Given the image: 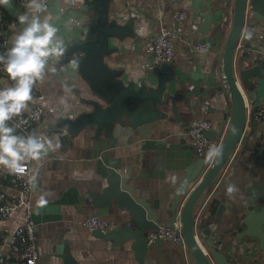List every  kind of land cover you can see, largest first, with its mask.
Masks as SVG:
<instances>
[{
    "label": "crops",
    "instance_id": "0c3cea01",
    "mask_svg": "<svg viewBox=\"0 0 264 264\" xmlns=\"http://www.w3.org/2000/svg\"><path fill=\"white\" fill-rule=\"evenodd\" d=\"M81 1L52 0L47 7L64 47L72 40L86 36L89 16L80 10ZM211 6L212 30L204 36L199 32L208 12L204 0L112 1L110 13L119 17L120 23L134 18L136 37L112 39L110 44L117 51L107 58L111 67L124 71L126 82L133 81L139 86L146 81L153 85L157 77L148 69L146 43L149 37L162 29L183 28V35L173 42L176 59L170 65L173 73L167 78L171 99L170 104L163 107L168 117L152 127L146 137L120 125L115 128L112 141L104 136L94 139L92 128H86L75 138L62 134L54 121L90 110L81 99L92 97V93L77 67L59 64L62 57L50 60V66L56 71L47 72L44 80L35 85L36 93L31 102L45 110L42 121L32 133L48 137L54 145L42 154L39 161L31 162L30 179L34 183L32 217L36 223L38 264H140L132 241L115 245L83 224L84 219L93 214L115 222L118 228L128 220V210L119 208L116 200L110 207L98 208L91 197V193H99L107 185L109 175L120 174L128 178L136 195L144 198L158 213L163 226L170 225L172 214L169 209L176 187L186 169L197 159L186 134L187 125L194 117L200 116L201 100L204 97L210 99V110L213 109L208 113L213 125L211 132L218 133L221 126L224 129L220 136L211 139L217 148L231 113L230 105L208 88L202 76L193 77L194 73H212L214 63L220 66L225 40H220L209 54L191 51V42L213 35L220 27L227 34L233 21L235 0H212ZM0 11L13 20L7 31H0V36L10 41L13 35L10 26L15 25V30H20L22 26L17 16L25 9L16 0H11L8 5H0ZM240 54L256 58L257 62L264 61V19H254L251 13L246 17L237 48V57ZM0 171H3L1 180L11 183L0 185L2 204L16 198L18 187L11 180V172L3 167ZM255 181L264 184V122L246 126L221 178L204 195L196 210L198 226L205 229L207 236H217L218 248L228 255L230 264H264V251L259 247L258 239L238 236L245 229L242 219L255 206L248 202V189ZM230 184L236 188L231 195L227 193ZM191 189L193 186L186 191L180 207ZM258 203L264 204V199ZM22 223L23 211L20 209L13 211L8 218H0V231L5 234L0 257L13 256L18 264H24L26 244L20 232ZM198 239L202 243L200 237ZM150 250L143 264L191 263L186 247L174 240L152 243Z\"/></svg>",
    "mask_w": 264,
    "mask_h": 264
},
{
    "label": "water",
    "instance_id": "95a60500",
    "mask_svg": "<svg viewBox=\"0 0 264 264\" xmlns=\"http://www.w3.org/2000/svg\"><path fill=\"white\" fill-rule=\"evenodd\" d=\"M112 1H81L80 10L89 16L86 22L88 27L86 36L83 39L72 40L61 56L59 64H72L77 67L79 75L89 85L92 93V97L81 99L90 110L83 111L75 117H59L54 121L56 127L62 130V134L71 138L77 137L86 128H92L94 139L104 136L112 141L114 130L119 125L139 131L146 137L152 127L159 125L168 117L163 107L168 106L171 99L167 85V78L173 73L170 66L166 71L161 68L153 70L157 77L153 85L142 81L137 86L135 82H126L123 79L122 69L113 68L107 62V58L117 51V48L110 44L112 39L136 37L134 18L120 23L119 17H113L110 13ZM204 1L208 12L203 17L199 32L205 36L212 30L213 9L212 0ZM250 13L254 19H264V0H235L233 21L227 34L222 27L217 28L214 25L213 28H217L215 33L201 39L211 46L225 40L220 66L214 63L212 73H194L193 77L202 76L207 81L208 88L216 91V96L230 105L231 113L218 147L220 155H215L208 165V159L195 151L197 159L186 169L178 183L169 209L172 214L171 223L165 227H173L176 216L180 214L190 264H230L228 255L218 248L217 236H207L205 229L198 226L196 210L203 202L204 195L218 183L237 150L246 129L248 106L256 108L264 102V61L257 62L256 58L243 54L237 57L246 17ZM223 130L221 126L218 133L209 131L206 135L214 139L215 136H220ZM106 183L101 192L91 193L96 207H110L116 200L119 208L128 210L129 218L123 227L108 233L100 230L94 232L115 245L132 241L136 257L140 264H143L151 252L148 232L164 224L150 204L136 195L135 188L128 184V178L120 174L109 175L106 177ZM191 186L193 189L180 207L186 191ZM262 199L264 184L255 181L248 189V202L255 206L242 219L245 229L238 236L258 239L259 247L264 251V204L258 203ZM159 243L161 242L157 244Z\"/></svg>",
    "mask_w": 264,
    "mask_h": 264
},
{
    "label": "clouds",
    "instance_id": "9594fccd",
    "mask_svg": "<svg viewBox=\"0 0 264 264\" xmlns=\"http://www.w3.org/2000/svg\"><path fill=\"white\" fill-rule=\"evenodd\" d=\"M10 2L0 0V5ZM22 6L25 11L17 16L22 27L16 31L15 25L10 26L13 29L11 46L5 42V51L0 52V65L12 82L0 87V167L20 176L26 173L30 162L39 161L54 145L51 139L35 132L17 134L19 125L9 122L33 102L34 86L44 80L47 72L56 71L50 66V60L65 53L64 41L58 35L53 17L47 12V0H24ZM213 155H220V150L214 146L209 149V157ZM235 191L234 185L227 187L229 195ZM41 199L43 201V197Z\"/></svg>",
    "mask_w": 264,
    "mask_h": 264
},
{
    "label": "built area",
    "instance_id": "2783aa9c",
    "mask_svg": "<svg viewBox=\"0 0 264 264\" xmlns=\"http://www.w3.org/2000/svg\"><path fill=\"white\" fill-rule=\"evenodd\" d=\"M16 1L20 6L24 3V0ZM51 1L52 0H47V7ZM178 19H181V17H178ZM183 33V28L177 26L171 29H162L149 37L146 43V50L149 56L148 69L150 71L165 66L168 67L175 61L176 54L174 52L173 42L179 39ZM5 42H9L8 46H11L10 41L0 36V52L5 51ZM213 47L214 46L202 40H195L190 44L191 51L198 54H209L212 52ZM11 83L6 72L3 70V66L0 65V87L10 85ZM35 93L36 88L34 86L33 95H35ZM210 102V99L205 97L201 100L199 106L200 116L194 117L186 127V134L190 138L192 148L194 151H197L200 156L208 159V165L215 156L209 157V149L213 147V142L206 135V133L213 128L212 122L208 118L211 107ZM44 113L45 110L42 106L30 103L28 108L22 113V116L17 120H13V123L18 124V129L27 135L36 130L43 119ZM261 122H264V102L261 106L256 108L248 106L247 125ZM2 173L3 171H0V174ZM30 173L31 162L28 164L27 171L23 176L11 173L12 180L18 187L17 195L15 199L4 201L0 204V218H8L13 211L18 209L23 211V223L20 232L23 241L26 243L23 252L24 264H38L39 248L36 235V223L32 217V193L34 190V183L30 179ZM1 198H3L2 193L0 194V199ZM178 215L174 220L173 227L162 226L158 229L150 230L147 234L149 244L163 242L165 240H174L186 247V242L182 234L180 214ZM83 224L89 228V230H100L103 233H108L118 228L115 222L104 220L98 214L88 216L84 219Z\"/></svg>",
    "mask_w": 264,
    "mask_h": 264
},
{
    "label": "trees",
    "instance_id": "16d2710c",
    "mask_svg": "<svg viewBox=\"0 0 264 264\" xmlns=\"http://www.w3.org/2000/svg\"><path fill=\"white\" fill-rule=\"evenodd\" d=\"M12 21H13L12 18L9 15H7V13L0 11V31L2 29L7 31L8 30V28H7L8 24L11 23ZM21 116H22V114L17 116V117H14L13 120H17ZM13 120L10 121L9 123L14 124ZM17 134L25 135V133H23L19 129H17ZM11 180H12V178H11ZM8 184H11V183L9 181H3L0 178V185H8ZM4 240H5V234L2 231H0V245L4 242ZM0 264H18V260L16 258H14L13 256H11L10 258L0 257Z\"/></svg>",
    "mask_w": 264,
    "mask_h": 264
}]
</instances>
